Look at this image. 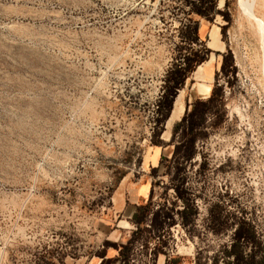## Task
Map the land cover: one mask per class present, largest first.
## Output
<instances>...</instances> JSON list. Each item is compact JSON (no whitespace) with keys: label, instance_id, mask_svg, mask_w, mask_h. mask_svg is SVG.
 Wrapping results in <instances>:
<instances>
[{"label":"rangeland","instance_id":"obj_1","mask_svg":"<svg viewBox=\"0 0 264 264\" xmlns=\"http://www.w3.org/2000/svg\"><path fill=\"white\" fill-rule=\"evenodd\" d=\"M199 2L0 0V264H259L263 0H215L211 20ZM203 48L210 95L194 69L165 129L166 79Z\"/></svg>","mask_w":264,"mask_h":264},{"label":"trees","instance_id":"obj_2","mask_svg":"<svg viewBox=\"0 0 264 264\" xmlns=\"http://www.w3.org/2000/svg\"><path fill=\"white\" fill-rule=\"evenodd\" d=\"M199 1H200L199 5H195V9L193 10V12L198 14L201 17L211 20V16L213 15L214 8H215V0H199ZM189 29H190V35H191L189 39V43L196 44L198 42V34H197L198 33V23L193 22ZM206 57H207V49L203 48L201 50L195 51L192 54V57L186 59L185 61L183 60L182 63L178 64L177 66L178 68H176L172 72V75H173L172 79L171 78L166 79V82L169 85V90L164 95V99L166 100L165 112L162 115V119L159 121L160 123H162V121L163 122L166 121V119L169 117V113L172 109L173 101L175 97L177 96V90L182 88L184 81L194 71V69H196V67L199 64L205 61ZM227 63L231 71L233 72L234 67H233V62L231 58L227 60ZM182 64H185V65L182 67ZM212 101H213V96H210L207 101H201L199 99L195 100V102L192 104L191 110L189 111V113L186 114V116H183L181 121H184L186 119L185 117L187 116H189L190 118L195 117L198 111H200L202 107L208 106L210 103H212ZM184 128L185 129L180 130V137H179L180 141L178 142V147H177L178 150L183 145L185 140L187 139L186 137L188 136L189 131H192V129L195 128V125L192 123V121H190V123H188V125H186ZM193 139L194 138L190 139L191 145H192ZM189 158H190V155L188 156L187 159ZM148 210H149V206L144 207L142 205H139L135 208V211L131 218V223L136 226V231L132 233L133 235H136V232L144 224L143 222L144 215ZM242 225L244 226V228L243 226L241 227L239 225L234 230L235 243H233L232 246L239 244L240 240L241 239L243 240L245 233L252 234V229L250 225L245 224V223H243ZM158 227H161L160 223L158 224ZM122 249L124 251H120L119 258L123 261L125 260L126 262H128V258H129L128 248L127 246H124ZM255 254L256 252L253 251L252 254L250 255L251 260L255 258ZM231 264H235V263H231ZM259 264H264V254L261 260L259 261Z\"/></svg>","mask_w":264,"mask_h":264},{"label":"bare ground","instance_id":"obj_3","mask_svg":"<svg viewBox=\"0 0 264 264\" xmlns=\"http://www.w3.org/2000/svg\"><path fill=\"white\" fill-rule=\"evenodd\" d=\"M263 6H264V0H263ZM208 44L209 45L207 47L210 48L213 52H222L223 46L218 41L209 39ZM215 60L216 59L214 53H211L209 60L198 65L193 74V80H194L193 87L195 89L196 95L201 99H205L210 95L211 74L209 70L212 67V64L214 63ZM181 105H182V97L181 95H177L173 101L172 109L169 114V117L166 119L164 123L165 129H168L169 127H171V125L174 122L177 121V119L175 118L180 114Z\"/></svg>","mask_w":264,"mask_h":264}]
</instances>
